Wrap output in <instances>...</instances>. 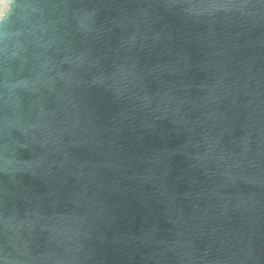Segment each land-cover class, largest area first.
<instances>
[{
  "label": "water",
  "instance_id": "95a60500",
  "mask_svg": "<svg viewBox=\"0 0 264 264\" xmlns=\"http://www.w3.org/2000/svg\"><path fill=\"white\" fill-rule=\"evenodd\" d=\"M0 264H264V0H6Z\"/></svg>",
  "mask_w": 264,
  "mask_h": 264
},
{
  "label": "clouds",
  "instance_id": "9594fccd",
  "mask_svg": "<svg viewBox=\"0 0 264 264\" xmlns=\"http://www.w3.org/2000/svg\"><path fill=\"white\" fill-rule=\"evenodd\" d=\"M6 9L4 10H0V20L4 19V13H5Z\"/></svg>",
  "mask_w": 264,
  "mask_h": 264
},
{
  "label": "snow or ice",
  "instance_id": "6c2138e0",
  "mask_svg": "<svg viewBox=\"0 0 264 264\" xmlns=\"http://www.w3.org/2000/svg\"><path fill=\"white\" fill-rule=\"evenodd\" d=\"M5 2L6 0H0V6H2Z\"/></svg>",
  "mask_w": 264,
  "mask_h": 264
}]
</instances>
